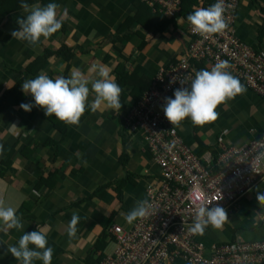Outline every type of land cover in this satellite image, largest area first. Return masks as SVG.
<instances>
[{"label":"crops","instance_id":"crops-1","mask_svg":"<svg viewBox=\"0 0 264 264\" xmlns=\"http://www.w3.org/2000/svg\"><path fill=\"white\" fill-rule=\"evenodd\" d=\"M51 2L58 4V17L65 10L67 15L59 30L41 37L35 45L11 35L18 28V17L25 15L22 9L0 18V99L24 77L25 68L45 48L55 50L62 44L74 51L69 62L52 54L24 81L39 74L69 77L73 70H79L90 91L78 124L65 123L63 131L39 106L30 111L20 108L21 103H33L30 94L12 93L6 99L8 107L0 111V204L14 207L24 228L0 230V264H18L7 246L16 244L23 231L36 228L46 232L52 248L51 264H88L90 260L99 264L113 251L110 227L115 223L131 227L135 220L128 223L123 217L137 201L145 200L146 185L159 176L143 133L127 130L123 118L158 71L185 55L190 42V37L178 31L187 26L182 17L175 26L169 24L161 31L136 22L139 7L135 0ZM35 3L44 5L39 0ZM236 28L242 40L264 54V0H240ZM94 64L105 65L117 83L119 74L124 78L120 112L103 105L89 110L87 105L95 98L91 82L98 78L90 71ZM210 68L205 62L197 63V71ZM240 82L246 91L219 104L214 121L195 125L185 118L174 124L206 164L215 166L222 151L244 145L264 131V98ZM51 140L55 142L49 144ZM4 147L15 150L7 156L8 148ZM4 160L9 161L5 166ZM260 190H264V177L239 198L236 211L221 228L209 225L203 234H197L208 253L235 238L264 239V202L256 201ZM74 212L79 220L69 236L68 222ZM104 234L108 237L102 239ZM170 264L189 263L177 259Z\"/></svg>","mask_w":264,"mask_h":264},{"label":"built area","instance_id":"built-area-1","mask_svg":"<svg viewBox=\"0 0 264 264\" xmlns=\"http://www.w3.org/2000/svg\"><path fill=\"white\" fill-rule=\"evenodd\" d=\"M142 1L153 12L177 20L182 17L187 26L178 31L190 37V45L181 59L158 71L123 118L127 130L143 133L159 176L146 185L149 213L129 228L112 224L109 233L115 247L99 264H170L177 259L189 264H264V239L235 238L208 253L197 234L188 231L199 203L219 204L229 220L239 198L264 177V131L244 145L222 151L214 166L192 150L162 111L164 97H171L173 89L182 86L179 81L187 86L201 61L209 67L218 60L228 61L231 74L264 98V54L242 40L236 28L240 0H224L226 28L207 38L194 33L181 16L182 0ZM214 2L207 0L204 7Z\"/></svg>","mask_w":264,"mask_h":264},{"label":"clouds","instance_id":"clouds-1","mask_svg":"<svg viewBox=\"0 0 264 264\" xmlns=\"http://www.w3.org/2000/svg\"><path fill=\"white\" fill-rule=\"evenodd\" d=\"M21 8L25 13L17 24L18 28L11 32L13 38L26 41L35 45L41 37H48L61 28L66 10L58 17V4L48 2L44 5L35 3L29 5L21 0ZM225 11L224 0H215L208 7H195L186 19L191 25V30L200 36L207 38L211 34L220 33L226 28L223 13ZM230 64L226 60H218L210 69L195 71L189 84L179 81L182 85L173 89L171 97H164L162 111L165 118L171 123H179L188 118L195 125H203L217 118L216 108L219 104L234 98L246 91L239 78L228 70ZM95 71L97 79L91 82V90L95 98L88 103L89 110H95L98 106H105L114 111L121 110V88L110 70L103 64L92 65L90 71ZM175 78L169 81L171 84ZM21 90L30 94L33 103H21L20 108L30 111L33 106L43 109L45 116L54 117L67 124H78L79 118L85 111L86 101L89 96L88 81L79 70H73L69 77H49L47 74H39L35 78L22 82ZM256 201L264 202V190L256 192ZM151 205L146 200L137 201L134 207L123 217L128 223L142 218L149 213ZM228 219L225 209L219 204L209 206L208 202L199 203L195 208V214L188 231L193 234H203L211 225L219 229ZM79 217L73 213L68 222V234L75 232V225ZM22 230L24 225L16 209L12 206L0 204V230ZM7 252L18 264H35L39 260L41 264H51L52 248L48 245L46 232L43 229L25 232L23 231L14 245L7 246Z\"/></svg>","mask_w":264,"mask_h":264},{"label":"trees","instance_id":"trees-1","mask_svg":"<svg viewBox=\"0 0 264 264\" xmlns=\"http://www.w3.org/2000/svg\"><path fill=\"white\" fill-rule=\"evenodd\" d=\"M38 0H24L25 3H28L29 5L34 4L35 2H37ZM41 1L43 4H46L48 2H50V0H39ZM207 0H182V11H181V16H183V18L186 19L187 15L194 10V8L191 7V5H196L198 4V7H204V3ZM211 1V0H210ZM135 2H138V11L137 14L135 15L134 19L136 20V22H140L142 24V26L146 27V28H152L156 31H161L164 30L165 28L168 27V25L172 24V25H176L177 19L176 17H167L164 14L155 11L154 15L152 17V12L153 10L142 0H135ZM199 2V3H198ZM21 0H0V18L2 16H5L6 13L11 12V11H19L21 8ZM19 19H22L21 16L18 17ZM133 19V18H132ZM130 19V20H132ZM154 21V24L151 25V22ZM16 22H18V19L16 20ZM190 45V42H189ZM56 55V56H60L62 58H64L66 61H70V59L74 56V51L71 47L67 46L66 44H62V46L58 49L55 50H50L45 48L43 53L40 54V56H38L33 62H31L26 68H25V73H24V77L26 75H28L31 72H38L42 66L46 63V61L48 60V58H50V56ZM177 61H175L174 63H176ZM119 74V72H118ZM22 76V78H20V80L18 82H16V84L9 88L6 93L4 94V96L0 99V111L4 112L6 110V108L8 107V105L5 104L6 99L8 98L9 94H15L17 96H22L23 92L22 90H20L19 86L20 84L24 81V78ZM66 77V76H64ZM118 80V84L121 88L122 84L125 82L124 78H121V75L119 74V77L117 78ZM122 83V84H121ZM150 87V85L145 89L148 90V88ZM144 91V92H145ZM49 120H51L56 128H59V130L63 131L64 130V126H65V122H62L58 119H56L54 117V115H47L46 116ZM51 142H55L54 140L49 141V144ZM8 148V149H6ZM4 147V150L6 149V152L8 153L7 156H10L11 152H13L15 150V148H9V147ZM10 159V158H9ZM9 161H2V164H8ZM5 166V165H4ZM0 175H3V169L0 166ZM109 236H111L110 234H108ZM107 234H104L102 236L103 237H108ZM87 260H89V258H87ZM88 264H92V260L88 261Z\"/></svg>","mask_w":264,"mask_h":264},{"label":"rangeland","instance_id":"rangeland-1","mask_svg":"<svg viewBox=\"0 0 264 264\" xmlns=\"http://www.w3.org/2000/svg\"><path fill=\"white\" fill-rule=\"evenodd\" d=\"M19 88H21V84H20Z\"/></svg>","mask_w":264,"mask_h":264}]
</instances>
